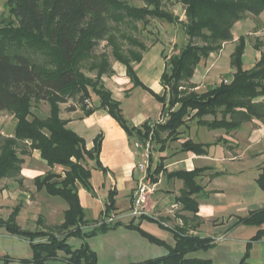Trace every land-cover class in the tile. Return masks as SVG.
I'll use <instances>...</instances> for the list:
<instances>
[{
    "label": "trees",
    "instance_id": "1",
    "mask_svg": "<svg viewBox=\"0 0 264 264\" xmlns=\"http://www.w3.org/2000/svg\"><path fill=\"white\" fill-rule=\"evenodd\" d=\"M140 1L144 4L142 8L129 5L127 0H6L11 19L0 22V112L11 114L15 125L12 138L5 140L0 148V180L20 175L19 165L22 161L19 160L17 148L20 144L25 145L29 151L38 152V157L48 168L63 169L62 176L50 172L37 175L33 185L37 192L44 191L67 205L62 223L56 226L64 233L62 239L44 231L22 230L16 224L18 207L7 220L0 219V228L6 233L28 242L32 255L29 260H20L23 264L56 261L58 252L65 255L63 264H98L97 253L86 240L105 235L118 227L136 231L149 243L166 249L162 256L129 264H213L209 259L191 256L214 248L213 240L188 236L183 229L171 230L173 246H167L143 231L140 224L133 221L127 224L115 222L112 225L102 221L89 231H82V226H86L89 220L80 205L77 185L87 192L92 191L91 172L83 165L86 159L95 163L94 169L106 172L99 162L102 135H97L92 148L87 150L84 139L68 129L67 122L59 117L58 105L78 100L85 116L103 110L121 126L130 140L140 142L149 138L157 141L161 133H166L168 138L176 135L190 112L194 113L193 118L198 126L227 133L239 130L245 123H263L264 50L255 65L244 70V36L237 39L230 56V66L234 69L230 81L221 82L203 93L194 92L195 86L191 87L190 92H185L180 83L191 79L200 62L220 51L222 43L232 40L231 30L235 23L244 19L245 15L258 18L264 12V0H180L185 9V22L162 10L161 0ZM148 18L169 24L179 22L188 38L187 45L178 54L165 59V69L160 77L162 95L147 88L132 68V62L139 64L142 55L131 51H128V57L123 55L111 34L118 29L117 25L131 26L137 22L145 25ZM103 40L108 41L114 58L125 67L131 89L140 88L149 93L161 104L162 113L168 104L170 112L165 122L130 126L112 93L102 85L96 87V82L80 71V63L91 57ZM129 43L142 47L135 40H129ZM260 46L264 48V39ZM254 49L259 51V43ZM146 51L144 49L143 52ZM97 68L99 72L96 78L101 79L106 73V63L99 64ZM89 89L97 96L98 105L87 109L83 102L89 99ZM40 102L49 106V114L44 119L32 114L33 105ZM73 109L70 108V111ZM206 117H211V120ZM212 145L186 140L181 145V151L202 156ZM161 170V166H158L155 174ZM205 170L201 168L167 174L168 178L183 182L177 202L183 211L193 215L198 213L194 196L202 192L196 178ZM256 184L264 192L263 172L256 179ZM108 196L99 215L106 219L116 211L115 192L110 191ZM139 219L156 223L146 216ZM237 224L257 229L246 243L245 253L239 261V264H247L252 243H264V208L238 218ZM70 238L82 241L81 246L72 249L67 243ZM0 261V264H10L13 258L3 257Z\"/></svg>",
    "mask_w": 264,
    "mask_h": 264
},
{
    "label": "crops",
    "instance_id": "2",
    "mask_svg": "<svg viewBox=\"0 0 264 264\" xmlns=\"http://www.w3.org/2000/svg\"><path fill=\"white\" fill-rule=\"evenodd\" d=\"M151 48L143 55L136 73L139 80L147 88L158 94L162 90L160 77L165 69V61L162 60L159 70L150 67L148 61L146 67L143 68L147 60L146 55ZM142 70L144 78L140 73ZM193 79L191 80L193 85L199 83ZM115 87L117 88L116 92L114 90L109 91L112 93L113 99L120 103L122 111V100H129L133 89H127L129 91L126 94L119 85L115 84ZM142 91L147 94V97L144 95L140 100L143 107L140 105L138 107L134 106V110L129 113L128 117H125L122 111L124 118L133 127H140L144 123L149 124L160 120L163 123L161 104L149 93ZM151 99L157 104H154ZM61 118L67 122L66 127L68 129L84 139L86 149H91L94 138L99 134L102 135L99 162L106 172L103 173L97 169L90 170L91 192H87L81 185H77L79 202L86 219H98L101 212H103L107 197H109L108 193L114 191L116 211L111 216L116 221L125 224L126 222L120 220V216L127 214L128 222L139 223L143 231L165 242L167 246L174 245L172 229H183L188 236L196 235L200 238H211L214 243V248L210 249L211 252L215 250L217 252L220 249L221 256L227 259L225 262L223 260L221 264L240 263L239 261L245 253L246 243L255 235L257 229L236 225L237 219L247 216L251 211L264 208V192L256 184L258 176L262 172L264 173V122L245 123L239 130L230 133L224 130H208L205 127L198 126L197 121L187 123L186 127H183L185 131H180L182 134L178 136L179 143L191 140L195 143L213 145L206 149V154L202 156L195 155L193 152H182L180 149L171 151V148L167 145L164 151L156 153V168L161 166L162 170L155 174L156 168L154 167L147 172L144 183L151 193L143 206L142 215L156 221V223H152L145 220L141 221L139 217H132L131 210H129L133 202L134 192L143 178V175L137 169L135 170L136 164L142 161V153L139 150H136L135 153L132 149L134 143L127 137L121 126L103 110H96L91 115L85 116L79 108L75 107L69 112H63ZM211 132L217 133V136L207 139L206 135ZM165 135L162 138H165ZM34 153H36L33 156L34 158L39 156L38 152L34 151ZM38 159L40 158L38 157ZM30 164L21 168L19 177L12 180L10 186H4L1 189L3 201H10L11 194L15 192L27 195V198L32 196L27 194L22 186L33 184V179L37 175H43L44 172L41 170L48 167L41 159L39 161L31 160ZM201 168L206 170L196 178L197 184L202 187V192L194 196L198 204V213L193 215L183 211L181 205L177 202L183 188V182L180 179H170L167 174ZM2 180L7 181L8 179L4 178L0 181ZM31 191L35 193H32L34 198L40 193L36 191L34 186H32ZM100 192L106 194L103 199ZM27 198L24 203L26 207L32 204L30 199ZM37 208H40V205ZM66 210L67 206L63 205L58 210V213L62 214V221ZM88 212H90V215ZM3 219L4 217H2ZM28 223H31V218H23L22 212L19 211L16 224L22 230H25ZM61 223L60 221L58 225ZM117 229H124V232L126 230L138 235L136 231L127 230L125 227H118L115 230ZM128 239L133 243L135 242L142 249H151L149 245L163 249L162 252L160 251V256L166 253L165 248L149 243L140 235H138V238L131 236ZM234 247H237L236 251L233 249ZM200 252L203 251L194 253L191 256L195 255L194 257L201 258ZM30 255L32 253L28 242L16 236L11 237L4 229L0 228V258H13V262L10 264H23L20 260H29ZM247 260H252L251 264L264 262L263 242L252 243Z\"/></svg>",
    "mask_w": 264,
    "mask_h": 264
},
{
    "label": "rangeland",
    "instance_id": "3",
    "mask_svg": "<svg viewBox=\"0 0 264 264\" xmlns=\"http://www.w3.org/2000/svg\"><path fill=\"white\" fill-rule=\"evenodd\" d=\"M127 3L133 7L142 8L144 4L140 0H127ZM161 8L162 10L168 12L174 17H177L180 22H185L184 16V7L181 4L180 0H161ZM11 17L9 15L8 9L6 8V0H0V22L8 21ZM147 23L144 25L142 22H137L130 25L120 24L114 25V27L118 29H114L112 31V39L116 42V44L121 49V53L128 57V51L136 52V54L143 55L146 54L144 49L151 50L148 52L146 63L144 67H146L147 61L150 63V67L157 68L158 70L161 67L162 60L169 59L174 54H178L180 50L187 45L188 38L184 34L182 25L178 23L169 24L165 21H161L154 18H148ZM232 40L229 42L222 43V47L220 51L212 53L209 57L205 60H202L195 69L194 72V79L193 77L189 80L183 81L180 85L183 87L185 92H190L191 87L195 86L194 92L196 93H203L206 92L210 88L217 87L221 82H228L232 78V74L234 69L230 66V56L234 51V47L236 45V41L240 36L245 37V50L242 56L243 62V69H251L255 63L258 61L260 57V53L264 50L262 46H260V42L264 39V12L257 17H253L251 15H245L244 19L240 22L234 24L232 27ZM129 40H135L138 42L142 47L130 44ZM259 43V51L255 50L256 44ZM161 51V52H160ZM160 54V57H159ZM106 63V73H104L101 79H97L96 76L99 72L97 66L99 64ZM139 64L132 62V68L134 70L137 69ZM80 71L92 81L96 82V87L102 85L107 90H114L117 91L116 85H119L120 88L124 93H127L129 88L132 87L130 84L129 79L125 74V67L116 61L113 56L112 49L108 41H101L98 46L95 48L93 54L88 59L82 61L79 66ZM142 77L143 70L140 72ZM145 74V73H144ZM196 80L195 82H199L198 84L193 85L191 80ZM163 91L161 90L158 94L162 95ZM89 99L84 101L83 104L86 105V108L94 107L98 105V98L97 96L89 89ZM131 97L129 100H122V111L125 117H128L129 113L134 110V106L138 107L139 105L143 107L141 103L142 96H146L147 94L143 92L139 88L133 89L131 93ZM152 100V99H151ZM167 100V99H166ZM154 104H157L154 100H152ZM167 103V102H166ZM79 108L82 113L83 108L82 104L78 102V100L70 101L66 104L58 105L59 108V117L63 112H69L70 108ZM177 107L173 110L175 111ZM169 106L166 105V108L163 112V122L168 119L169 114ZM32 114L36 115V117L40 119H44L49 114V106L45 102H40L38 104H34L32 107ZM194 113L190 112L189 117L185 118V123L180 129L178 133L170 138L165 135L166 133H161L160 139L149 140V169L156 168L157 161L156 153L164 151L165 146H169L171 151L181 150L182 143H179V137L185 131L183 127H186L187 123L190 121H196L193 118ZM62 119V118H61ZM205 119L211 120V117H206ZM63 120V119H62ZM161 121V120H160ZM160 121H153L150 122L149 125H154L156 123H161ZM15 120L13 116L6 112H0V148L5 142V140L12 138L13 130H14ZM207 129V128H206ZM206 129H203L205 132ZM181 131V132H180ZM217 133L211 132L207 134V139H210L216 135ZM165 138H162L163 136ZM221 140V138H220ZM218 140V141H220ZM138 140H132V143L137 142ZM206 141V140H205ZM132 149L137 152L132 146ZM89 150V149H87ZM17 154L19 160L22 161L20 163V168H23L31 163V160L39 161L38 157H33L36 153L29 151L25 145L20 144L17 148ZM31 165V164H30ZM89 170L94 169L95 163L88 159L85 160L84 164ZM153 165V167H152ZM62 168L61 167H54L53 169L45 168L41 170L42 172L47 173H54L60 174L62 176ZM149 171V172H150ZM95 174V173H94ZM19 175L16 177H9L7 181H0V218L4 217L3 220H7L11 212L18 207L19 211L22 212L23 218H31V223L26 224L25 228L28 231H44L47 233H52L56 235L59 239L63 238L64 233L57 230L56 226H59V222H62L61 213H58L60 210V206H67L61 199L56 197H50L46 195L44 191H40L39 195H36L35 198L33 197L34 192H30L33 184L25 185L24 190L29 194L31 197L27 198V195H22L19 192H15L11 194L10 201H3L1 198V189L4 186H10L12 180L17 179ZM97 181V179H96ZM101 197L103 199L104 192H100ZM35 194V193H34ZM26 198L30 199L32 202L31 205L27 207L24 205L26 202ZM34 198V199H33ZM40 205V208H37ZM90 215V212H88ZM19 214V213H18ZM3 215V216H1ZM7 215V216H6ZM18 216V215H17ZM112 217V216H111ZM110 217V218H111ZM128 215L123 214L120 216V220L126 222L125 224L129 223L127 219ZM25 220V219H24ZM36 220V222H35ZM105 217H98V219L92 221L89 220L86 226H82V231L87 232L93 226L100 224L102 221L106 222L108 225H112L116 221L112 218L111 222H107ZM22 229V228H21ZM126 234V235H125ZM128 236V237H127ZM134 236L138 238V235L130 233L124 229H117L114 231H110L105 235H98L94 238L87 239L86 242L88 243L89 247L97 253L98 264H129V263H139L143 262L147 259H153L159 257L160 251L162 252L163 249L149 245L151 249H142L139 247L135 242L128 239L129 237ZM67 243L72 247V249H78L82 241L77 238H70L68 239ZM223 246V245H219ZM230 246V245H229ZM231 247V246H230ZM241 247V246H240ZM235 251L237 247H234ZM241 249V248H240ZM128 250V251H125ZM125 252V253H124ZM57 260L48 262L47 264H63L62 259L65 258L63 252H58ZM199 255L201 258L210 259L213 264H221L224 259L220 254V249L216 252L208 251V252H200ZM195 256V255H194ZM199 258V257H198ZM247 264H251L252 260L246 261ZM264 263V262H261ZM17 264V263H15ZM229 264V263H228Z\"/></svg>",
    "mask_w": 264,
    "mask_h": 264
},
{
    "label": "built area",
    "instance_id": "4",
    "mask_svg": "<svg viewBox=\"0 0 264 264\" xmlns=\"http://www.w3.org/2000/svg\"><path fill=\"white\" fill-rule=\"evenodd\" d=\"M149 140L150 138L146 140L145 142L137 141L133 144L134 148L141 151L142 153V161L136 164L135 170L137 169V171L143 175V178L142 180H140L142 182L139 184L138 188L134 192L133 202H132L131 208L129 209L131 210L132 217H140L143 215V206L145 202L147 201L149 194L151 193L147 185L144 183V181L147 178L148 169L150 167L148 163L149 153H150L149 152V145H150ZM106 221L111 222L112 217L108 218Z\"/></svg>",
    "mask_w": 264,
    "mask_h": 264
}]
</instances>
